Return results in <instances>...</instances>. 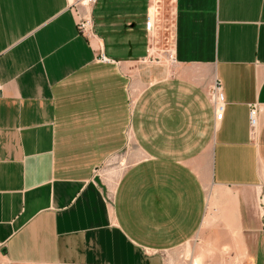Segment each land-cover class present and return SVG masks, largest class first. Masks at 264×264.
Listing matches in <instances>:
<instances>
[{"label":"crops","instance_id":"0c3cea01","mask_svg":"<svg viewBox=\"0 0 264 264\" xmlns=\"http://www.w3.org/2000/svg\"><path fill=\"white\" fill-rule=\"evenodd\" d=\"M81 1L0 0V252L264 264V0H174L170 37L150 0Z\"/></svg>","mask_w":264,"mask_h":264},{"label":"built area","instance_id":"2783aa9c","mask_svg":"<svg viewBox=\"0 0 264 264\" xmlns=\"http://www.w3.org/2000/svg\"><path fill=\"white\" fill-rule=\"evenodd\" d=\"M96 0H82L81 2L85 5H89L94 3ZM161 8H162V0H150L149 10L146 15L145 21V29L151 35H155L159 28V22H162L163 19L161 17ZM162 25V24H161ZM77 27L81 34L91 37L94 35V22L92 17L87 15H80ZM166 54L168 59H173V52L170 48V45L167 46ZM102 61H109V58L104 56L103 54L100 56ZM0 92H1V83H0ZM212 97L214 100V104L216 107V118L217 120L222 119L225 109L224 96L221 90V84L219 81H216L212 88ZM250 125L253 131L258 126V105L257 103H253L250 105V113H249Z\"/></svg>","mask_w":264,"mask_h":264},{"label":"rangeland","instance_id":"374dc122","mask_svg":"<svg viewBox=\"0 0 264 264\" xmlns=\"http://www.w3.org/2000/svg\"><path fill=\"white\" fill-rule=\"evenodd\" d=\"M174 0H162L161 17L166 26V33L170 37L172 28V9ZM194 241H190L183 247L175 249L170 253V264H192ZM0 264H10L2 252H0Z\"/></svg>","mask_w":264,"mask_h":264}]
</instances>
